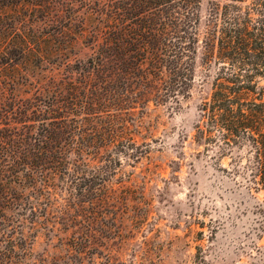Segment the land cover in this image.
<instances>
[{"label":"trees","instance_id":"obj_1","mask_svg":"<svg viewBox=\"0 0 264 264\" xmlns=\"http://www.w3.org/2000/svg\"><path fill=\"white\" fill-rule=\"evenodd\" d=\"M198 57L214 75L192 141L264 189V0H0V264L51 206L111 201L136 114L178 103Z\"/></svg>","mask_w":264,"mask_h":264},{"label":"rangeland","instance_id":"obj_2","mask_svg":"<svg viewBox=\"0 0 264 264\" xmlns=\"http://www.w3.org/2000/svg\"><path fill=\"white\" fill-rule=\"evenodd\" d=\"M194 65L178 103L136 114L139 126L129 129L137 157L122 153L109 167L102 196L111 201L51 206L40 221L54 228L39 231L27 256L3 263L264 264V189L234 174L228 155L217 159L192 141L214 75L199 57Z\"/></svg>","mask_w":264,"mask_h":264}]
</instances>
